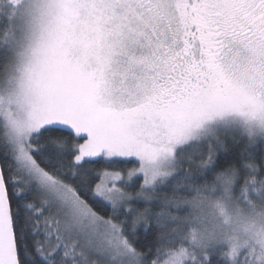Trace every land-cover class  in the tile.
<instances>
[{"label":"snow or ice","instance_id":"snow-or-ice-1","mask_svg":"<svg viewBox=\"0 0 264 264\" xmlns=\"http://www.w3.org/2000/svg\"><path fill=\"white\" fill-rule=\"evenodd\" d=\"M0 264H264V0H0Z\"/></svg>","mask_w":264,"mask_h":264}]
</instances>
